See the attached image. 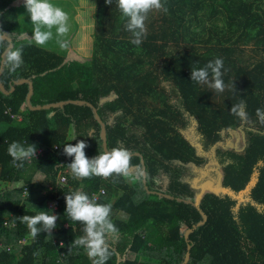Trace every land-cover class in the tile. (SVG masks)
I'll return each mask as SVG.
<instances>
[{
    "label": "trees",
    "instance_id": "1",
    "mask_svg": "<svg viewBox=\"0 0 264 264\" xmlns=\"http://www.w3.org/2000/svg\"><path fill=\"white\" fill-rule=\"evenodd\" d=\"M96 1L94 51L80 56L26 39L17 3L0 0V32L9 39L0 56L10 43L23 48L24 60L15 73L0 64V264H92L83 248L70 247L83 225L67 217L65 195L80 190L90 197L99 189L97 202L111 204L119 229L118 239H109L106 264H264V125L255 114L264 109L260 0H166L167 14L149 12L139 46L130 43L115 0ZM219 20L226 33L217 31ZM218 57L224 83L235 87L219 94L191 80L192 67ZM240 99L250 124L229 113ZM192 125L201 150L217 152L220 185L236 194L250 186L247 202L211 191L197 199L200 185L192 187L184 175L202 164L182 134ZM240 127L238 147L222 149V137ZM78 140L88 145L89 159L121 142L132 153L133 181L73 176L67 166L73 158L63 148ZM12 141L43 151L14 166L7 152ZM62 170L65 183L58 178ZM49 201L58 206L56 227L51 237L41 231L33 239L17 218L53 214Z\"/></svg>",
    "mask_w": 264,
    "mask_h": 264
},
{
    "label": "clouds",
    "instance_id": "2",
    "mask_svg": "<svg viewBox=\"0 0 264 264\" xmlns=\"http://www.w3.org/2000/svg\"><path fill=\"white\" fill-rule=\"evenodd\" d=\"M105 3L111 5L113 0H105ZM23 4L31 19L32 39L36 45L45 46L55 39V43L61 49L69 47L70 42L66 37L71 26L67 12L53 4L51 0H23ZM115 4L121 13V19L125 21L126 30L131 33L130 43L136 46L142 44L147 34L145 21L149 12L168 13L166 0H115ZM5 37L6 34L0 32V44H3ZM0 64L7 66L9 73H15L24 64L23 48H16L9 43L0 56ZM223 68V59L215 58L203 67H192L191 80L198 84H206L217 94L223 93L226 88H235L234 84L224 83ZM229 113L243 123H252L243 99L233 104ZM255 114L257 121L264 125V109L257 108ZM86 147L88 145L83 140H78L74 145L71 143L64 145L63 154L73 158L67 165L73 176L109 178L113 174L116 177L129 175L132 153L123 147L121 142H117V146L110 151L101 152L91 159L85 155ZM7 152L12 157L14 166L23 167L24 161L35 157L36 146L27 142L12 141ZM65 203L67 217L72 222L83 225V235L76 237L70 247L83 248L92 264H106L112 255L109 239L115 241L119 237V229L111 220V204L98 203L95 197L90 198L80 190L66 194ZM17 219L27 225L30 236L35 239L41 231L51 237V230L56 227L58 217L49 211L39 210L36 215H23Z\"/></svg>",
    "mask_w": 264,
    "mask_h": 264
},
{
    "label": "rangeland",
    "instance_id": "3",
    "mask_svg": "<svg viewBox=\"0 0 264 264\" xmlns=\"http://www.w3.org/2000/svg\"><path fill=\"white\" fill-rule=\"evenodd\" d=\"M15 2L17 3L16 6L18 9L19 21L22 22L21 27L23 26V28L27 30L25 31L26 35H24V37L26 39L27 38L29 39V37L32 35V24H31L30 16L28 15L24 7L23 0H15ZM51 2L61 7L65 12L68 13L69 24L71 27L66 39L70 42L69 47L65 49H61L55 43V39L49 41L45 46H39V47H43L46 49H54L57 51L65 50L66 52H71L74 50L80 56L92 55L94 51L93 39H92V34L94 31L93 14L95 11L97 1L96 0H51ZM260 7L264 8V0H260ZM151 12L152 15L155 16L154 11ZM76 20L81 25H78ZM150 22L151 19L147 18V20L145 21L146 27H148V24ZM218 26L219 28H217V31L219 30L220 32L226 33L225 25L222 22V20L221 21L219 20ZM197 31L198 33H202V31L200 30ZM30 38L32 39V37ZM148 99L151 103L156 104L155 99H153L151 96L148 97ZM182 134L188 140V142L195 147L196 154L200 156V158H202L201 159L202 164L200 166L193 165L184 173V175H186V180L192 185V187H196L200 185L201 192L198 194L197 199L199 200L203 193L211 191L217 194L228 193L231 197H233V199H236L238 201V204L239 203L243 204L247 202V200H249L250 186L247 189L236 194L233 192H229L227 189L223 188L220 185L221 167L218 164V157L216 156L217 152L215 149H212L209 152H203V150H201V146L199 144V134H197L194 125L182 131ZM243 138H244V130L243 127H240L237 130H233L229 132L228 136L224 135L222 137L220 147L222 149L236 148L238 147L237 144L239 139L243 140ZM129 178L132 179L131 180L132 182L133 181L132 174L129 175ZM235 210H237V208ZM118 215L121 217L123 216L122 213L120 212L118 213Z\"/></svg>",
    "mask_w": 264,
    "mask_h": 264
},
{
    "label": "built area",
    "instance_id": "4",
    "mask_svg": "<svg viewBox=\"0 0 264 264\" xmlns=\"http://www.w3.org/2000/svg\"><path fill=\"white\" fill-rule=\"evenodd\" d=\"M11 118H14V119H16L18 121L20 120V117L19 116H13V115H11ZM53 148L55 149V148H57V146L54 145ZM42 151H43V148L36 149V155L35 156L40 155L42 153ZM65 171L66 170H62V173L58 175L59 182H61V183H65L66 182V177L63 174ZM49 188H52V186L49 187ZM103 193H104V189H99L97 192H92L90 198L91 197H95L96 200H98L99 199V196H100L99 194H103ZM27 195H28V190H27L26 187H24L23 190H22V192H21V196L22 197H26ZM47 206L49 208V209L48 208L47 209L48 210H51L53 212V214L56 215V211L58 209V206L56 205V203L55 202H52V201H49V202H47ZM6 224H7V222L5 221L4 222V225H6ZM12 226H14V224H12ZM63 226L64 227H67V223H64ZM18 242L19 243H25L26 242V239L25 238H20L18 240ZM1 248H2V243H1V240H0V249ZM62 255H64V253H62Z\"/></svg>",
    "mask_w": 264,
    "mask_h": 264
},
{
    "label": "water",
    "instance_id": "5",
    "mask_svg": "<svg viewBox=\"0 0 264 264\" xmlns=\"http://www.w3.org/2000/svg\"><path fill=\"white\" fill-rule=\"evenodd\" d=\"M4 39L9 40L7 37H5ZM20 82H23V81L21 80ZM0 87H2L1 84H0ZM30 92H31V88H30ZM43 108H47V106H44V107H36L34 109H38L39 110V109H43ZM102 137H103V140H105V132L104 131H102ZM143 176L145 178V172L144 171H143ZM188 260H189V254H187L186 259H185V262H187Z\"/></svg>",
    "mask_w": 264,
    "mask_h": 264
},
{
    "label": "crops",
    "instance_id": "6",
    "mask_svg": "<svg viewBox=\"0 0 264 264\" xmlns=\"http://www.w3.org/2000/svg\"><path fill=\"white\" fill-rule=\"evenodd\" d=\"M18 18H19V16H18ZM76 22H77V24H78V25H81V24H79V23H78V21H77V20H76ZM82 25H83V23H82Z\"/></svg>",
    "mask_w": 264,
    "mask_h": 264
}]
</instances>
